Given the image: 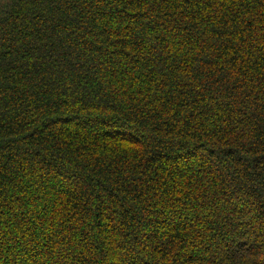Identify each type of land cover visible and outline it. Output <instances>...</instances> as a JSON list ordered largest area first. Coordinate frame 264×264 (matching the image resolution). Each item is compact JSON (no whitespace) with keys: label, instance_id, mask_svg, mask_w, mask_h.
<instances>
[{"label":"trees","instance_id":"16d2710c","mask_svg":"<svg viewBox=\"0 0 264 264\" xmlns=\"http://www.w3.org/2000/svg\"><path fill=\"white\" fill-rule=\"evenodd\" d=\"M0 264H264V0H0Z\"/></svg>","mask_w":264,"mask_h":264}]
</instances>
